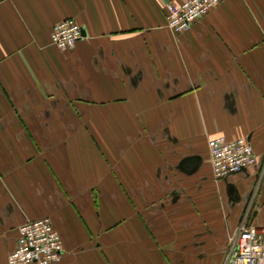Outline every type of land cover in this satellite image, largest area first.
I'll return each instance as SVG.
<instances>
[{"label":"crops","instance_id":"obj_1","mask_svg":"<svg viewBox=\"0 0 264 264\" xmlns=\"http://www.w3.org/2000/svg\"><path fill=\"white\" fill-rule=\"evenodd\" d=\"M183 1L0 0V264L38 218L59 264H194L239 224L264 230V0H224L174 35L165 6ZM64 19L83 33L65 52L50 45ZM218 136L256 164L219 182V226L196 227L219 208Z\"/></svg>","mask_w":264,"mask_h":264},{"label":"built area","instance_id":"obj_2","mask_svg":"<svg viewBox=\"0 0 264 264\" xmlns=\"http://www.w3.org/2000/svg\"><path fill=\"white\" fill-rule=\"evenodd\" d=\"M224 0H184L165 6L166 27L174 35L185 34L192 23L206 16ZM50 45L67 51L83 37L72 19L56 23L50 30ZM210 176L218 182L256 164L254 152L243 138L228 140L218 136L208 140ZM227 237L224 264H264V230L239 224ZM17 245L6 258V264H59L63 256L61 236L48 218L27 220L16 231Z\"/></svg>","mask_w":264,"mask_h":264},{"label":"rangeland","instance_id":"obj_3","mask_svg":"<svg viewBox=\"0 0 264 264\" xmlns=\"http://www.w3.org/2000/svg\"><path fill=\"white\" fill-rule=\"evenodd\" d=\"M263 167L259 168L262 169ZM262 172V171H260ZM259 173V172H258ZM220 181L216 182L212 176H211V189H212V196L211 198L215 199L219 205V208H217L216 210L217 211H211L210 214H206V215H203L202 213H200L199 211L196 212V215L195 217H197V224H196V227L198 226H202V225H206L208 224L206 222V224L204 223L206 220H209L210 221V225L213 226H219V224L222 222L221 220L223 219V216H222V213L220 210H223V208H221V205H222V200H224V194H222V192L220 191V189H218V184H219ZM217 184V186H216ZM202 200L201 199H196V203H200ZM244 207V205H243ZM225 208V206H224ZM243 209H246V206ZM225 210V209H224ZM227 237L228 235H225V236H219V237H215V238H212V239H209L207 242L209 243L210 245V251L208 252L209 254V257H208V260L206 261V259H203V260H197V262H195L194 264H223L224 262V253H225V250H226V240H227ZM206 242V243H207ZM202 251V250H201ZM200 251V252H201ZM206 251H204V255H206ZM197 259V258H196ZM183 264H192L191 263H183Z\"/></svg>","mask_w":264,"mask_h":264}]
</instances>
